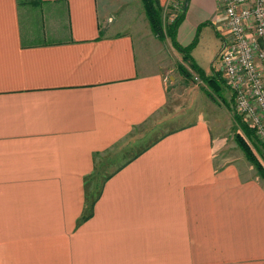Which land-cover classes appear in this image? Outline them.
Instances as JSON below:
<instances>
[{"label":"crops","instance_id":"1","mask_svg":"<svg viewBox=\"0 0 264 264\" xmlns=\"http://www.w3.org/2000/svg\"><path fill=\"white\" fill-rule=\"evenodd\" d=\"M218 16L187 0L179 45ZM165 43L141 0H0V264H264L263 180L201 122L117 164L81 219L97 155L166 103Z\"/></svg>","mask_w":264,"mask_h":264},{"label":"rangeland","instance_id":"2","mask_svg":"<svg viewBox=\"0 0 264 264\" xmlns=\"http://www.w3.org/2000/svg\"><path fill=\"white\" fill-rule=\"evenodd\" d=\"M186 1L169 0L163 5L160 12L162 22L170 24L175 20L177 14L181 13L180 10L182 9L184 14ZM132 7L134 9L131 10L138 21L140 16H138L137 10L139 7L131 4ZM216 7L219 12L218 25H215L214 28L201 26L189 51L191 60L198 70L192 69L189 63L183 59L179 50L173 46L167 36L169 28L163 30V39L161 40H165L166 43L160 48L162 54H158L165 59L167 64L166 103L145 121L136 125L129 135L121 138L120 143L105 150L102 158H100V154L97 155L95 163L97 162L98 166L94 167L87 176L88 182L85 190L88 193V204L93 201V196L100 189L103 179L117 168L115 167L117 164L123 163L129 157L134 158L140 150L157 140L161 135L195 122L204 123L213 132V138L220 143H218L220 148H216L217 150L236 161H248L250 165L248 169L256 173L264 183V173H261L260 169L247 158L235 138L238 133L243 135L259 158L264 172V139L257 137L249 119L236 112L232 90L224 74L220 55L221 46L225 39L220 28L223 11L218 0H216ZM118 14L121 17L125 16L127 22L131 20V11L128 14L126 8L120 9ZM152 53L153 55L157 54L156 51ZM241 121L250 129L249 134H246L240 127Z\"/></svg>","mask_w":264,"mask_h":264},{"label":"built area","instance_id":"3","mask_svg":"<svg viewBox=\"0 0 264 264\" xmlns=\"http://www.w3.org/2000/svg\"><path fill=\"white\" fill-rule=\"evenodd\" d=\"M218 1L225 37L220 55L234 108L264 139V0Z\"/></svg>","mask_w":264,"mask_h":264},{"label":"trees","instance_id":"4","mask_svg":"<svg viewBox=\"0 0 264 264\" xmlns=\"http://www.w3.org/2000/svg\"><path fill=\"white\" fill-rule=\"evenodd\" d=\"M143 3V7H144V11L146 14V17L148 19L150 28L152 33L159 39H163V30H166L169 28V32L167 34V36L170 38L173 46L175 48H177L179 50V52L182 54L183 59H185L189 65L192 67V69H197L198 68L195 66V64L193 63V61L191 60V56L189 51L191 50L193 43H191L188 46H181L179 45V43L176 40V28L178 23L183 19V9L180 10L181 13L177 14V17L175 18V20L173 22H171L170 24H164L162 22L161 16H160V12L162 11L163 6L161 5L159 0H141ZM165 27V29H164ZM182 70V69H181ZM183 71V70H182ZM240 127H242V129L245 131L246 134L250 133V129L244 124L242 123V121L240 122ZM238 145L243 149V151L245 152L247 158L253 162V164L260 169L261 173L263 172V168L261 166V163L259 162V158L257 157V155L253 152L250 144H248L245 140V138L243 137V135L240 133L236 134L235 136ZM100 192V191H99ZM96 196L98 197V193H95ZM94 197V196H93ZM93 205V201L90 202V204H88L89 207V213L87 215H83L81 217V219L86 218L90 213H91V208Z\"/></svg>","mask_w":264,"mask_h":264}]
</instances>
